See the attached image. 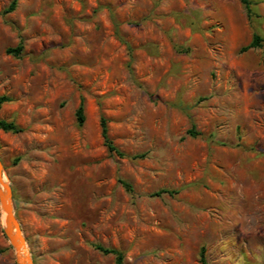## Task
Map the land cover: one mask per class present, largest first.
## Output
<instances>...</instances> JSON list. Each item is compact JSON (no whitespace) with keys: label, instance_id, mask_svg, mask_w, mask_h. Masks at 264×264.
<instances>
[{"label":"rangeland","instance_id":"rangeland-1","mask_svg":"<svg viewBox=\"0 0 264 264\" xmlns=\"http://www.w3.org/2000/svg\"><path fill=\"white\" fill-rule=\"evenodd\" d=\"M249 2L0 0V119L21 129L0 130V162L33 264H115L94 245L124 264H264V0ZM2 227L0 209V264H16Z\"/></svg>","mask_w":264,"mask_h":264},{"label":"trees","instance_id":"trees-1","mask_svg":"<svg viewBox=\"0 0 264 264\" xmlns=\"http://www.w3.org/2000/svg\"><path fill=\"white\" fill-rule=\"evenodd\" d=\"M240 3L245 7L246 12L248 14H250V2L249 0H239ZM14 6V2H12L8 8L7 11L12 10ZM260 41L261 38L259 37V35H257L256 33H253L252 35V39L251 41L248 43V45H246L245 47H243L242 50H247L248 48H253V47H257L260 45ZM18 50H20V47L18 49H10L7 52H14L17 53ZM10 99L5 96V95H0V108L1 106L8 102ZM76 120L78 125H81L83 120H84V116H83V106H82V101L79 103V106L76 110ZM100 134L103 140V144L105 145L107 151L111 154H117L118 156H121L122 153L113 145L112 141L110 140L109 136H108V130H107V125H106V119L102 116L100 117ZM0 130L4 131V132H11V133H17L19 132L21 129L16 126L13 122L11 121H5L3 119H0ZM192 132V131H190ZM123 185L126 188H130L129 185L127 183L123 182ZM176 193V191L174 190H168V189H161L159 191L154 192L152 195L154 196H158L161 194H168V195H172ZM94 248L97 249L98 251L104 253V254H112L115 257V264H124L123 261V254L121 251L114 249V248H106V247H102L100 245H94ZM202 253H203V249H201L200 251V258L199 261L201 263H203V257H202Z\"/></svg>","mask_w":264,"mask_h":264},{"label":"water","instance_id":"water-1","mask_svg":"<svg viewBox=\"0 0 264 264\" xmlns=\"http://www.w3.org/2000/svg\"><path fill=\"white\" fill-rule=\"evenodd\" d=\"M4 181L3 168L0 162V209L3 221L2 230L13 249L16 264H33L20 226L14 216L11 189L6 181Z\"/></svg>","mask_w":264,"mask_h":264},{"label":"bare ground","instance_id":"bare-ground-1","mask_svg":"<svg viewBox=\"0 0 264 264\" xmlns=\"http://www.w3.org/2000/svg\"><path fill=\"white\" fill-rule=\"evenodd\" d=\"M3 180H4V179H3ZM5 181H6V180H5ZM5 181H4V182H5Z\"/></svg>","mask_w":264,"mask_h":264}]
</instances>
